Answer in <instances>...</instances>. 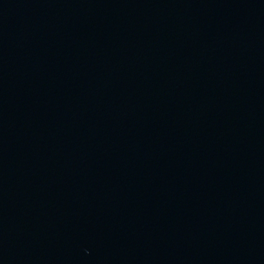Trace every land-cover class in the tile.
I'll return each mask as SVG.
<instances>
[{
	"label": "water",
	"instance_id": "obj_1",
	"mask_svg": "<svg viewBox=\"0 0 264 264\" xmlns=\"http://www.w3.org/2000/svg\"><path fill=\"white\" fill-rule=\"evenodd\" d=\"M0 264H264V0H0Z\"/></svg>",
	"mask_w": 264,
	"mask_h": 264
}]
</instances>
